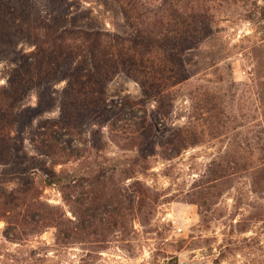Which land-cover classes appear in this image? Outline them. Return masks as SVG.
<instances>
[{"label":"rangeland","instance_id":"obj_1","mask_svg":"<svg viewBox=\"0 0 264 264\" xmlns=\"http://www.w3.org/2000/svg\"><path fill=\"white\" fill-rule=\"evenodd\" d=\"M35 2L34 19L20 21L13 38L0 35V90L21 91L13 108L0 110V138L14 147L0 140V192L15 202L12 192L33 181L44 201L74 217L60 187L46 182L51 170H65L84 183L114 176L123 190L141 181L156 204L135 222L125 211V233L73 244L59 242L55 228L14 241L0 219V264H264V0H202L206 8L189 13L178 1L173 37L157 53L161 70L100 55L104 84L82 88L64 78L63 56L51 92L36 74L33 84L17 76L21 55L48 54L38 46L37 27H46L37 18L49 0ZM98 15L104 31H133L120 9ZM103 91L117 103L105 105ZM43 92L50 103L40 106ZM55 131L86 157L56 165L47 146Z\"/></svg>","mask_w":264,"mask_h":264},{"label":"trees","instance_id":"obj_2","mask_svg":"<svg viewBox=\"0 0 264 264\" xmlns=\"http://www.w3.org/2000/svg\"><path fill=\"white\" fill-rule=\"evenodd\" d=\"M178 1L182 2L178 8H182L183 13H189L190 7L191 10L199 8V12L206 8L202 0H156V3L150 0H49L47 8L43 10L46 14L42 17L40 13L37 18L38 24L46 27H37V34L41 38L38 46L48 54L43 58L38 53L32 54V57L26 54L20 56L16 63L17 68L20 67L17 71L20 84L23 85L27 78L31 80L28 84H33V74H36L38 85L51 92L49 83L59 77L57 71L62 60L60 57L63 56L70 61L65 63L67 70L64 78H69L71 85L79 82L82 88L92 86L94 82L104 84L98 76L101 75V69L97 66L100 55L117 59L128 57L144 66L147 62L152 68L161 70L162 60L157 53L173 37L170 30L175 13L177 10L180 12L176 9ZM196 2H199L198 5ZM86 3H93V6ZM102 7L120 9L122 20L129 25L135 23L133 31L118 34L100 29L94 23H100L101 16H96V11ZM36 8L35 0H0V35L13 38L23 25L20 21L25 23L36 17ZM61 50L64 55L57 56ZM259 92L264 99V87ZM15 94H21V91L15 89L12 93L7 89L0 90V110L13 108L17 101ZM43 94L40 106L50 103L45 92ZM103 94L104 91L99 94V99L104 100L105 105L117 103L110 98L107 102ZM211 125H218L217 129H220L226 124L211 120ZM134 134L141 144L143 135L138 132ZM50 137L47 146L56 153V165L78 162L86 157L83 151L88 150L74 146L71 140L62 136L61 131L50 133ZM0 140L10 144L8 139ZM163 144L166 145L165 142ZM16 151L19 152L17 147ZM132 167L124 171L128 179L136 176ZM24 182L23 187L12 192L16 195L15 202L0 192V219L7 222V237L17 242L27 241L48 228L56 229L57 240L63 244L77 243L83 238L101 234L125 233V211L134 215L132 222H135L134 218L143 216L147 208L152 206L153 209L156 204L150 194L151 188L138 180L123 190L114 176L105 180H101L100 176L91 177L84 183L83 178L75 172L51 170L46 182L60 187L64 199L72 208L74 217H70L63 208L44 201L42 191L35 182Z\"/></svg>","mask_w":264,"mask_h":264},{"label":"water","instance_id":"obj_3","mask_svg":"<svg viewBox=\"0 0 264 264\" xmlns=\"http://www.w3.org/2000/svg\"><path fill=\"white\" fill-rule=\"evenodd\" d=\"M180 264H203V263L200 261H194V262L182 261Z\"/></svg>","mask_w":264,"mask_h":264}]
</instances>
